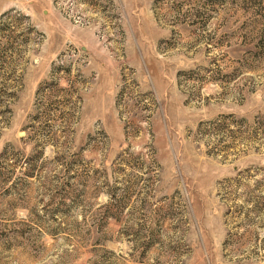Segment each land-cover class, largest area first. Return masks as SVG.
Masks as SVG:
<instances>
[{
	"label": "rangeland",
	"instance_id": "rangeland-1",
	"mask_svg": "<svg viewBox=\"0 0 264 264\" xmlns=\"http://www.w3.org/2000/svg\"><path fill=\"white\" fill-rule=\"evenodd\" d=\"M0 264H264V0H0Z\"/></svg>",
	"mask_w": 264,
	"mask_h": 264
}]
</instances>
